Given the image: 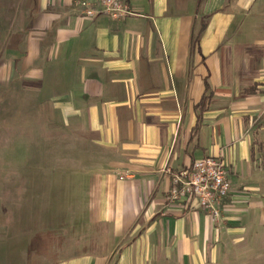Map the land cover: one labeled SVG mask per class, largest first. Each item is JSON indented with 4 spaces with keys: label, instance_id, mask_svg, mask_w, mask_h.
Wrapping results in <instances>:
<instances>
[{
    "label": "crops",
    "instance_id": "crops-1",
    "mask_svg": "<svg viewBox=\"0 0 264 264\" xmlns=\"http://www.w3.org/2000/svg\"><path fill=\"white\" fill-rule=\"evenodd\" d=\"M127 1L133 14L112 19L84 17L78 0H0L10 77L88 133L97 249L58 264H223L264 233V33L243 19L253 0ZM207 156L231 185L217 220L167 199L174 175Z\"/></svg>",
    "mask_w": 264,
    "mask_h": 264
},
{
    "label": "rangeland",
    "instance_id": "rangeland-1",
    "mask_svg": "<svg viewBox=\"0 0 264 264\" xmlns=\"http://www.w3.org/2000/svg\"><path fill=\"white\" fill-rule=\"evenodd\" d=\"M243 19L253 34L264 33V0H253ZM1 50L0 44V264H58L95 251L98 227L87 220L82 174L88 133L10 77ZM223 264H264V233L225 250Z\"/></svg>",
    "mask_w": 264,
    "mask_h": 264
},
{
    "label": "built area",
    "instance_id": "built-area-1",
    "mask_svg": "<svg viewBox=\"0 0 264 264\" xmlns=\"http://www.w3.org/2000/svg\"><path fill=\"white\" fill-rule=\"evenodd\" d=\"M84 9V17L93 18L106 14L112 19H119L133 12L127 0H78ZM228 167L219 156H207L195 160L192 165L181 170L173 177L167 199L171 202L197 200L200 209L213 220L228 211V198L231 185L228 180Z\"/></svg>",
    "mask_w": 264,
    "mask_h": 264
},
{
    "label": "trees",
    "instance_id": "trees-1",
    "mask_svg": "<svg viewBox=\"0 0 264 264\" xmlns=\"http://www.w3.org/2000/svg\"><path fill=\"white\" fill-rule=\"evenodd\" d=\"M203 30V25L201 26L200 28V31ZM206 89H207V83H206ZM248 92H254V89L253 88H249L247 90ZM211 97V94H207V95H204L202 97V99L200 100V102L195 106L196 110L198 111V114L196 116V124L194 126V131L196 132L199 128V123H200V120H201V113L202 111L204 110L205 108V104H206V101Z\"/></svg>",
    "mask_w": 264,
    "mask_h": 264
}]
</instances>
